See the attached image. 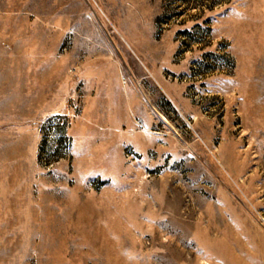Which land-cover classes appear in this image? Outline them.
Instances as JSON below:
<instances>
[{"label":"rangeland","instance_id":"374dc122","mask_svg":"<svg viewBox=\"0 0 264 264\" xmlns=\"http://www.w3.org/2000/svg\"><path fill=\"white\" fill-rule=\"evenodd\" d=\"M0 264H264V0H0Z\"/></svg>","mask_w":264,"mask_h":264}]
</instances>
